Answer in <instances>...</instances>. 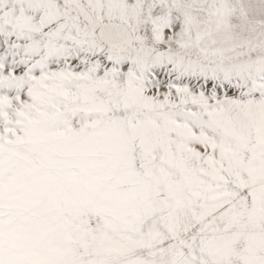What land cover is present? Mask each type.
I'll return each mask as SVG.
<instances>
[{"label": "snow or ice", "instance_id": "snow-or-ice-1", "mask_svg": "<svg viewBox=\"0 0 264 264\" xmlns=\"http://www.w3.org/2000/svg\"><path fill=\"white\" fill-rule=\"evenodd\" d=\"M0 264H264V0H0Z\"/></svg>", "mask_w": 264, "mask_h": 264}]
</instances>
